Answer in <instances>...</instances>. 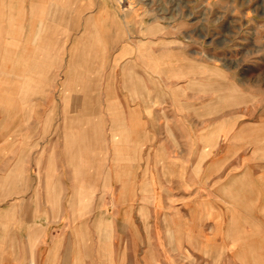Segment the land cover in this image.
Listing matches in <instances>:
<instances>
[{
	"label": "crops",
	"instance_id": "1",
	"mask_svg": "<svg viewBox=\"0 0 264 264\" xmlns=\"http://www.w3.org/2000/svg\"><path fill=\"white\" fill-rule=\"evenodd\" d=\"M117 1L104 0L100 4L97 1L93 12L85 16L96 29L102 22L108 26L105 32L86 33L90 54L101 57L89 67L99 74L92 77L90 85L99 91L87 100L106 107L107 131L103 137L106 144L100 156L98 152V158H83L86 155L83 152L90 149L82 151V143L76 139L67 144L65 127H58L50 143L49 105L56 98L51 89L58 83L60 86L58 75L65 71V1L56 2L57 14L53 25L49 26V23L42 24L41 15L51 1L32 0L35 15L32 26L18 22L16 35L8 39L0 35V89H10L11 103L27 105L23 110L17 107L14 111L0 113V152L15 154L8 165L1 156L0 168L9 172H0V184H16L9 197L0 195L1 200L10 198L0 204V226L12 225L6 229L0 227V231L25 232L30 243L37 241L42 248H45V238L53 235L52 248H66L67 254L72 251V257L62 258L61 264H83L84 246L96 247L97 260H89V264H147L141 252L145 245L144 216L162 215L161 187H157L162 182L161 152L182 150L183 144H187L181 141L178 143L181 147L173 145L171 148L167 140H163V136H171L170 131L173 135L186 134L174 121L188 116L176 111L174 104L178 102L173 98L175 93H182L185 86H172L171 80L174 77L183 79L181 81L191 79L186 74L194 69L209 71L211 56L220 55L214 50L195 48L194 43L186 44L184 41L194 40L197 34L190 29L191 32L161 31L164 21L151 10L156 6L155 0L135 1L133 10H124ZM16 5L13 3L10 7ZM130 16L140 25L134 27L133 33ZM81 39V36L76 37L75 45ZM198 78L203 80L208 76ZM19 89H26L23 97ZM195 95L201 98L203 93ZM81 96L82 93L74 102L81 103ZM36 103L43 105L41 112L33 110ZM180 104L194 105V102L185 99ZM28 105H32L31 109ZM63 116L65 118V113ZM39 120L42 121L41 140L35 143ZM174 162L178 166V161ZM147 167L154 169L152 175L146 172ZM120 168H125V175L120 174ZM107 178L109 184H129L130 191H135L128 193L122 187L116 193L112 187L113 206L109 214L106 207H99V202L91 207L92 203L87 201L101 199V193L96 191ZM240 180L241 177L234 182L232 200L223 198L220 205L223 215L235 217L230 233L232 245L217 240L218 247H241L242 216L250 217V227L245 229L252 232L258 226V216L264 215V198L258 197L257 186L250 182L244 188ZM38 184L42 185V190L35 188ZM151 184L152 192L147 195L146 188H151ZM57 215L58 220H51V216ZM257 245V240H253L249 246ZM52 248L50 245L48 252ZM117 248L121 252L117 253ZM44 258V253L41 256L36 250L25 263L50 264L49 255L47 261Z\"/></svg>",
	"mask_w": 264,
	"mask_h": 264
},
{
	"label": "rangeland",
	"instance_id": "2",
	"mask_svg": "<svg viewBox=\"0 0 264 264\" xmlns=\"http://www.w3.org/2000/svg\"><path fill=\"white\" fill-rule=\"evenodd\" d=\"M31 1L0 0V35L7 39L16 35L18 22L29 23V28L32 26L35 15ZM50 1V7L42 12L41 22L43 25L49 23V26H52L58 10V0ZM64 1L65 71L58 75L60 86L58 83V86L51 89L56 98H53L49 105L50 143L52 144L54 138L52 134L57 135L58 127H65L67 144H72L76 139L82 143V147L79 146L82 151L90 149L87 153L83 152L86 154L83 158H98V152L100 156L106 144L103 140L107 131L106 107L104 104L89 103L87 100L90 95L99 91L90 86L92 77L98 73L89 70V67L101 57L90 54L89 34L86 33L105 32L108 26L102 22L96 29L95 25L86 21L85 16L93 12L97 1L100 4L104 0ZM121 1H117V4L120 3L124 10H133L135 1L150 2ZM155 1L156 6L151 7V10L164 21L161 31L191 32L188 31L190 29L197 34L194 40L184 41L186 44L194 43V47L214 50V53L220 55L211 56L209 71L194 69L186 74L191 76V79L181 81L183 79L174 77L171 80L172 86H185V90L175 93L173 98L178 102L174 104L176 111L188 116L187 119L174 121L178 126L176 127L186 134L173 135L170 131L171 136H163V140H167L171 148L173 145L181 147L178 144L181 141L187 144H183L182 150L161 152L162 182L157 187H161L162 215L144 216L146 232L143 233L145 245L141 249L142 255L145 256L147 264H264V215L258 216V226L252 232L245 229L250 227V217L242 216L241 247L217 246V240L232 245L233 238L230 233L233 231L235 217L223 215L220 205L223 198L232 200L234 182L241 177V186L244 188L253 182L252 185L258 188V197L264 198V0ZM13 3L18 7H10ZM194 6L196 9L193 10ZM129 19L130 31L133 33L140 25L134 23L133 16ZM78 20L82 22L78 23ZM29 34L31 35V31ZM79 36L82 39L75 45L74 39ZM205 75L208 78H198ZM25 91L26 89H19L21 97L26 94ZM81 93L79 103L77 101ZM195 93H203V96L197 97ZM58 95L61 98L58 99ZM9 96V88L0 89V113L14 111L17 107L20 110L26 108L24 103H11ZM185 99L194 102V105L180 104ZM28 107L31 109L32 105ZM33 110L41 112L43 105L33 104ZM37 128L39 135L35 137V143L41 140V120L37 121ZM13 155L15 154L3 151L0 152V159L4 156L1 160L8 165ZM174 161H178V166ZM6 170L0 168V172H9V169ZM119 170L121 175L126 174L125 168ZM145 170L150 172V175L154 171L149 167ZM107 181L108 178L96 191L101 193V199L87 201L92 203L91 207L93 203L99 202V207H106L109 214L113 206L112 187L116 193L122 187L128 193L135 191H130L132 186L129 184L112 185ZM15 187L16 184L10 182L0 184V195L3 193L4 197H9ZM38 187L42 190L41 184L35 185L36 189ZM146 192L149 195L152 187H147ZM94 196L95 193L92 197ZM2 197L0 204L10 199L1 200ZM58 219V215L51 216V220ZM0 227L6 229L12 225ZM53 239V235L47 236L44 240L45 248H42V244L37 241L30 243L25 232L0 231V264H27L25 261L32 258L36 250L41 256L44 253L46 261L49 255L50 264H61L62 258L70 259L72 251L69 250L67 254L66 248H52ZM253 240H257V247L249 246ZM50 245L52 250L48 252ZM118 249L117 253L121 250ZM95 251L96 247L84 246L83 264L87 261L89 264V260H97ZM30 255L31 257H28Z\"/></svg>",
	"mask_w": 264,
	"mask_h": 264
},
{
	"label": "bare ground",
	"instance_id": "3",
	"mask_svg": "<svg viewBox=\"0 0 264 264\" xmlns=\"http://www.w3.org/2000/svg\"><path fill=\"white\" fill-rule=\"evenodd\" d=\"M94 80V79H93Z\"/></svg>",
	"mask_w": 264,
	"mask_h": 264
}]
</instances>
